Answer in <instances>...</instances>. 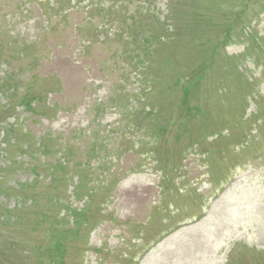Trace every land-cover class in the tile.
Instances as JSON below:
<instances>
[{
  "label": "rangeland",
  "instance_id": "374dc122",
  "mask_svg": "<svg viewBox=\"0 0 264 264\" xmlns=\"http://www.w3.org/2000/svg\"><path fill=\"white\" fill-rule=\"evenodd\" d=\"M0 264H264V0H0Z\"/></svg>",
  "mask_w": 264,
  "mask_h": 264
}]
</instances>
